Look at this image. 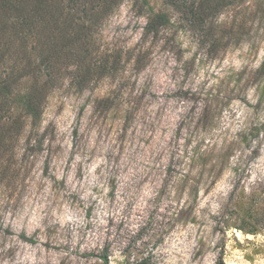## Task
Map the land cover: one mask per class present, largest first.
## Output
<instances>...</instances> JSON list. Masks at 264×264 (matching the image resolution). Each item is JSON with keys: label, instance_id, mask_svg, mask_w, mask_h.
<instances>
[{"label": "rangeland", "instance_id": "374dc122", "mask_svg": "<svg viewBox=\"0 0 264 264\" xmlns=\"http://www.w3.org/2000/svg\"><path fill=\"white\" fill-rule=\"evenodd\" d=\"M147 1L172 27L144 38L145 12L122 1L89 82L61 78L7 143L0 264H264V0L199 27L200 0Z\"/></svg>", "mask_w": 264, "mask_h": 264}, {"label": "trees", "instance_id": "16d2710c", "mask_svg": "<svg viewBox=\"0 0 264 264\" xmlns=\"http://www.w3.org/2000/svg\"><path fill=\"white\" fill-rule=\"evenodd\" d=\"M122 1L0 0V159L9 152L7 143L20 138L27 119L33 127L38 123L48 93L61 78L68 76L70 85L76 88L89 82L93 73L89 68L96 63L88 61L97 49V32ZM165 2L184 9L191 1ZM230 2L200 0L195 8L189 9L190 22L204 26ZM135 5L146 14L144 38L156 39L159 33L172 27L169 15L154 12L147 0H135ZM98 61L96 69L100 74L108 69L117 72L116 59L110 65L105 56ZM262 69L264 65L260 74ZM103 259L107 262L106 257ZM222 259L219 256L215 264H223ZM125 264H150V261L145 258L130 263L126 258Z\"/></svg>", "mask_w": 264, "mask_h": 264}]
</instances>
